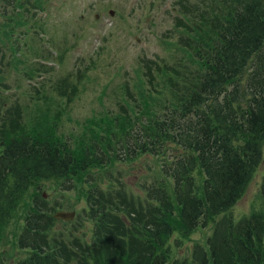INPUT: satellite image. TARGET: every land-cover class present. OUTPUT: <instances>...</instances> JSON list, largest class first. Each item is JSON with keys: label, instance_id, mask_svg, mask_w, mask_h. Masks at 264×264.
I'll list each match as a JSON object with an SVG mask.
<instances>
[{"label": "rangeland", "instance_id": "rangeland-1", "mask_svg": "<svg viewBox=\"0 0 264 264\" xmlns=\"http://www.w3.org/2000/svg\"><path fill=\"white\" fill-rule=\"evenodd\" d=\"M38 1L14 0V7L0 0V116L6 111L17 113L0 122V133L37 129L66 142L76 158L99 147L106 162L89 163L70 178L32 183L0 223V264H16L30 254L17 241L35 201L47 214L49 244L57 246L62 239L58 257L63 262L104 264L107 245L133 233L132 229L123 233L128 219L145 221L140 214L147 205L146 185L165 180L174 200L173 181L163 176L160 167L175 152L169 150L165 157L158 153L115 159L119 148L115 139L131 130L137 116L141 121L145 116L165 115L171 102L174 107L178 100L173 98L176 92L189 87L191 71L197 68L184 63L190 51L179 39L182 30L169 9L173 0ZM206 4L207 0L200 1L198 7ZM156 59L160 67L153 65ZM112 134L116 137L110 140ZM263 174L264 143L261 164L227 212L234 221L253 212L264 218ZM195 176L200 186L202 174L196 171ZM91 205L108 213L103 227L107 236H93L97 220L90 215ZM131 208L136 211L127 219ZM58 210L74 211L75 217L56 219L53 214ZM221 215L191 232H185L173 217L174 230L166 238L167 264L189 259L195 244L207 249V237ZM91 240H96L97 251L87 254L83 249L94 248ZM84 258L85 263L80 260Z\"/></svg>", "mask_w": 264, "mask_h": 264}, {"label": "trees", "instance_id": "trees-1", "mask_svg": "<svg viewBox=\"0 0 264 264\" xmlns=\"http://www.w3.org/2000/svg\"><path fill=\"white\" fill-rule=\"evenodd\" d=\"M1 1L17 6L14 0ZM200 1L205 0H175L172 5L176 26L182 30L179 39L190 51L184 63L197 68L191 71L189 87L176 92L173 98L178 100L174 107L171 102L165 115L145 116L141 121L137 116L130 131L109 138L116 137L119 144L115 159L158 153L165 157L169 150L175 152L160 167L163 176L173 181L174 200L165 180L146 185L149 203L146 200L140 214L145 221L128 219L135 208L126 211L128 227L123 233L130 229L133 233L107 245L104 264H167L166 238L174 230L173 217L185 232H191L221 214L207 237V249L196 244L189 259H173L170 264H264L263 216L253 212L234 221L227 214L262 162L264 0H207L206 7H198ZM160 63L158 59L153 65L160 67ZM15 116L16 112L6 111L0 122ZM36 131L18 128L10 135L0 133V223L36 180L70 178L89 163L106 162L99 147L76 158L66 142ZM196 171L202 174L200 186ZM260 191L264 197V174ZM89 210L97 220L93 236H107L103 227L108 213L100 206L91 205ZM46 218L35 201L17 241L30 254L16 264H67L58 257L62 239L57 246L47 240ZM91 241L94 248L83 249L87 254L97 251L96 240ZM80 260L85 263V258Z\"/></svg>", "mask_w": 264, "mask_h": 264}, {"label": "water", "instance_id": "water-1", "mask_svg": "<svg viewBox=\"0 0 264 264\" xmlns=\"http://www.w3.org/2000/svg\"><path fill=\"white\" fill-rule=\"evenodd\" d=\"M54 217L58 219L71 220L74 217V212L60 210L54 214Z\"/></svg>", "mask_w": 264, "mask_h": 264}]
</instances>
